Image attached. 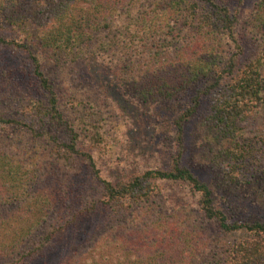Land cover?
Wrapping results in <instances>:
<instances>
[{
  "label": "trees",
  "instance_id": "trees-1",
  "mask_svg": "<svg viewBox=\"0 0 264 264\" xmlns=\"http://www.w3.org/2000/svg\"><path fill=\"white\" fill-rule=\"evenodd\" d=\"M241 2L0 0V264H264V219L230 221L181 164L198 114L209 163L264 207V0L247 17ZM79 62L105 63L101 82L134 103L177 108L167 168L104 171L126 128L94 120Z\"/></svg>",
  "mask_w": 264,
  "mask_h": 264
},
{
  "label": "rangeland",
  "instance_id": "rangeland-1",
  "mask_svg": "<svg viewBox=\"0 0 264 264\" xmlns=\"http://www.w3.org/2000/svg\"><path fill=\"white\" fill-rule=\"evenodd\" d=\"M258 1L242 0L238 9L240 16H249ZM104 64L94 65L93 62L90 65L87 62H79L75 65L77 73L74 76L78 83L76 86L87 89V102H100L98 108H93V111L97 113L100 111L103 115H96L94 120L96 121V118L99 117L113 119L118 116L126 128L125 135L115 141L120 165H112L111 170L105 167L104 171L109 173L112 178H119L125 172L137 168H167L171 154L174 155L178 150L175 148L177 143L175 142L176 128L174 125L177 108H173L171 105H139L134 103L133 99L125 96L117 85L114 84L109 88L104 84L105 82L100 80L108 79ZM113 73L111 72L110 75L112 76ZM261 74L264 78V67L261 69ZM101 102H103L102 106H100ZM88 107L89 105L86 104L84 109H88ZM199 120L197 114L184 126L181 164L208 185L217 208L222 209L230 221L245 223L264 219L262 199L258 198L261 195L258 193L259 188L256 189L257 186L254 185L247 189L237 186L229 189L218 168L209 163V160L212 161L213 158L209 149L207 152L201 150L202 145L198 136L199 126L197 125ZM258 130V135L264 137V125ZM178 201H183V199ZM227 237L232 241L247 237V234L241 231Z\"/></svg>",
  "mask_w": 264,
  "mask_h": 264
}]
</instances>
